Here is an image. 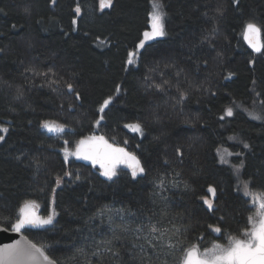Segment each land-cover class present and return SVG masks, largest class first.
I'll return each mask as SVG.
<instances>
[{"label":"trees","instance_id":"1","mask_svg":"<svg viewBox=\"0 0 264 264\" xmlns=\"http://www.w3.org/2000/svg\"><path fill=\"white\" fill-rule=\"evenodd\" d=\"M161 3L166 35L147 42L131 68L128 53L151 28L153 0H0V128L8 129L0 131V217L14 222L28 200L43 217L55 211L53 225L24 234L57 264H101L92 253L109 240L120 264H141V256L143 264H177L180 248L225 246L250 229L253 196L245 182L264 197V119L249 115L264 116V50L254 54L243 39L247 22L264 25V0ZM162 80L170 85L163 92L148 86ZM108 98L115 102L101 114ZM45 121L70 132L49 136ZM137 122L143 134L125 127ZM89 136L125 147L145 173L134 178L120 166L109 179L75 156L65 162L60 149L68 144L75 152ZM151 224L166 229L173 244L183 241L175 255L167 245L158 258L146 244L143 252L135 246ZM0 226L11 228L7 219ZM125 227L132 231L114 240L113 229Z\"/></svg>","mask_w":264,"mask_h":264},{"label":"snow or ice","instance_id":"2","mask_svg":"<svg viewBox=\"0 0 264 264\" xmlns=\"http://www.w3.org/2000/svg\"><path fill=\"white\" fill-rule=\"evenodd\" d=\"M102 4L111 5L113 0H101ZM164 5L161 3V0H153L152 11L149 13L151 32L145 31L143 33L145 40H141L139 44L136 45V50L128 53V64H134V57L140 56L143 58V53L140 49H145V41L151 40L155 37H162L166 35L165 30V20L167 18V13L163 10ZM28 11V9H25ZM75 12L79 14L81 8L76 7ZM216 12L223 14L221 8H217ZM207 15V13H205ZM75 23V20L73 21ZM264 28V25L258 26L255 22L249 21L245 25L244 38L248 40L251 47L256 51L260 52L261 47L264 45L259 44L254 39L260 34ZM3 52V49H0V53ZM165 67H168L166 65ZM158 65L150 69V71H156ZM27 71H33L35 75L44 76L47 78V73L35 72L34 69H28ZM51 72V69H49ZM164 73L161 71L160 76L163 77ZM177 75H179L177 73ZM145 81H149V77L144 78ZM49 85L57 84L58 81L48 80ZM11 86V85H9ZM149 87H154L155 89L163 92L165 86H169L167 80H162L161 83H155L154 81L148 84ZM68 90L70 92L74 91L73 86L68 84ZM16 98L19 99L23 96V89L17 87ZM76 98L80 99L79 93L76 94ZM184 98V93L180 92V99ZM111 102V98L104 100L103 105L100 108V112H104L105 108ZM227 116L233 115V109L229 107L226 110ZM253 119L261 120L264 119V116L256 115L254 113H249ZM103 120V117H100V120H97L96 123L99 124ZM42 127L47 128L49 131L53 130L52 125L45 121ZM125 127L130 128L134 132H139L143 134V128L139 122L125 125ZM58 132L63 133L65 127L59 125L55 129ZM0 131L7 132L8 129L0 128ZM234 139V138H233ZM5 137L0 135V141H4ZM68 143V141H65ZM244 147H249L248 144H244ZM66 153L65 162L68 155H74L76 157L82 158L84 160H90L93 164H99L103 171V175L111 179L117 175L116 166L119 164L127 165L131 169L132 177H136L138 174L145 173V168L142 166L140 159L133 153L127 152L124 148L114 147L112 144H109L108 141L103 136H89L84 137L78 141L76 144L75 152H69L68 149L64 150ZM243 161L237 167L239 171L240 167H243ZM64 175H70V173H65ZM79 179V177H76ZM57 182L60 180L58 178ZM253 182L255 178L253 177ZM164 186V181L161 180V187ZM174 186H176L174 184ZM185 188H188V185L185 184ZM244 189L246 195H252L254 200H259V212L256 217H248L249 222L251 223L250 230L243 233L244 239L231 237L229 238V243L227 246L216 244L211 249H205L203 256L199 253V250L196 245L188 247L186 250L180 248L182 252L181 258L177 261V264H264V197L257 196L255 193L248 192V182L244 183ZM209 192L215 194V189L211 186L209 187ZM205 203L208 205V208L213 207L212 202L205 199ZM38 207L34 200H28L19 207V214L14 222L10 218L0 217V222L4 219L8 220L10 223L11 230L14 232H20L21 229L26 226L31 227H43L46 225H53L54 218L57 215L55 211L50 213L47 217L38 216L34 209ZM118 212L120 210H117ZM101 215L104 214V211L101 210ZM94 218V217H93ZM91 219V218H90ZM223 218H221L222 220ZM132 231L131 229L125 227L120 229H113V239H120L119 235H116L117 232L127 233ZM135 231L144 232V228L140 225L137 226ZM177 232L179 230H176ZM216 233H222V229L217 227L213 229ZM158 233V234H157ZM145 244L151 247L154 252L157 253V258L159 254L164 252L165 245H167V254L175 255L174 249L178 248L183 244V241H177L175 244L172 243L171 236L168 235L166 229L158 228L155 224L149 226L148 232L144 233V243L135 245L139 247L141 252L144 251ZM80 255H85L83 250H79ZM92 255L97 256L101 262L104 264V261L107 260L110 264H120V249L114 246L113 240L104 242L103 248H97ZM141 264L145 257L141 256ZM150 259V258H148ZM0 264H57V261L50 258L46 249L41 246L38 247L32 241L22 238L20 240L14 241L12 244H7L0 246Z\"/></svg>","mask_w":264,"mask_h":264},{"label":"water","instance_id":"3","mask_svg":"<svg viewBox=\"0 0 264 264\" xmlns=\"http://www.w3.org/2000/svg\"><path fill=\"white\" fill-rule=\"evenodd\" d=\"M244 31H245V30H244ZM244 31H243V39H244L245 44L248 46V48H249L254 54H256V55H260V54H262V52H263V50H264V47H261V51H260V52H256V51L251 47V45L249 44L248 40H246V39L244 38ZM157 38H158V37H155V38H153V39H151V40L154 41V40H156ZM254 39H255L256 42H258L259 44L264 45V40H263V33H262V31H261L260 34H259L258 36H256ZM119 91H120V90L118 89L117 92L119 93ZM108 99H109V98H108ZM114 102H115V99H114V98H111V102H110V104L108 105V107L105 108V111H104V112H100V111H99V112H100L101 114H105V113H106V112H107V111L113 106ZM102 105H103V103H102ZM102 105H101V106H102ZM101 106H100V108H101ZM99 110H100V109H99ZM99 120H100V119H99ZM102 123H103V120H101L99 124H96V127L100 126ZM50 124H51L52 127H53V130H52V131H49V130H48L47 128H45V127L42 128V131H43L44 133L48 134L49 136L64 135V134L70 132V129H68V128L65 127V126H64V127H65V131H64L63 133L58 132V131H56L55 129H56V127L59 126V125L52 124V123H50ZM2 132H3V131H2ZM104 138H105V137H104ZM105 139H106V138H105ZM106 140L108 141L109 144H112L114 147L124 148V149L128 152V150H127L125 147L118 146V145H116V144L110 142L108 139H106ZM0 142H1V141H0ZM75 159H76V161H77L78 163H80V164H82V165H85V166H87V167L94 168V169H96V170H99V171L102 172V173H103V171H104V169H102V168L100 167L99 164H93L90 160H84V159L79 158V157H76V156H75ZM122 165H124V164H119V165L116 166V168H118L119 166H122ZM34 211H35V213H36L38 216L42 217V215L40 214V211H39L37 208H35ZM44 227H45V226H43V227H31V226H26L25 228L21 229L20 232H14V231L11 230V228H10V229H6V228L0 226V246L7 245V244H12V243H14V241H16V240H20V239H22V238H26L27 240H29V239L25 236V234H24L25 230H40V229H43ZM249 230H250V229H249ZM216 236L219 237V236H220V233H216ZM240 238H241V239H244V235H242V237H240ZM29 241H31V240H29ZM216 244H219V243H215V244H213V245H212L210 248H208V249H211V248H212L214 245H216ZM37 246H38V245H37ZM225 246H227V245H225ZM38 247H40V246H38ZM197 248H198V247H197ZM198 250H199V253L201 254V256H203L205 250L202 251V250H200L199 248H198Z\"/></svg>","mask_w":264,"mask_h":264},{"label":"rangeland","instance_id":"4","mask_svg":"<svg viewBox=\"0 0 264 264\" xmlns=\"http://www.w3.org/2000/svg\"><path fill=\"white\" fill-rule=\"evenodd\" d=\"M164 10V9H163ZM151 11H152V8H151ZM150 27H151V24H150ZM149 32H151V28H150V30H149ZM165 36V35H164ZM164 36H162V37H160V38H163ZM144 40H145V37H144ZM150 40H146L145 41V44L147 43V42H149ZM141 50V49H140ZM139 50V51H140ZM134 60H135V63L134 64H129V66L131 67V68H135L136 66H137V60H138V56L137 57H134ZM129 130H131L130 128H129ZM62 149V152H63V156L66 158V153H65V149H68V151L69 152H73V149H71V147L69 148V146H64V147H62L61 148ZM69 157H71V155H68L67 156V159H69ZM69 160H71V158L69 159ZM249 204H250V206H251V208L253 209V211H254V214H253V217H256L257 216V214H258V212H259V200H254V197H251L250 199H249ZM252 226V225H251ZM245 238V237H244Z\"/></svg>","mask_w":264,"mask_h":264},{"label":"flooded vegetation","instance_id":"5","mask_svg":"<svg viewBox=\"0 0 264 264\" xmlns=\"http://www.w3.org/2000/svg\"><path fill=\"white\" fill-rule=\"evenodd\" d=\"M58 136H63V135H58ZM53 137H56V136H53ZM65 144H66V143H65ZM65 146H69V145L67 144V145H65ZM60 151H61V153L63 154L62 149H60ZM73 156H74V155H71V157H69V159H70V158L72 159ZM69 159H66V160L69 161Z\"/></svg>","mask_w":264,"mask_h":264},{"label":"bare ground","instance_id":"6","mask_svg":"<svg viewBox=\"0 0 264 264\" xmlns=\"http://www.w3.org/2000/svg\"><path fill=\"white\" fill-rule=\"evenodd\" d=\"M262 33H263V32H262ZM159 38H160V37H158L157 39H159ZM157 39H156V40H157ZM150 41H152V40H150ZM247 47H248V46H247ZM132 52H133V51H132Z\"/></svg>","mask_w":264,"mask_h":264}]
</instances>
